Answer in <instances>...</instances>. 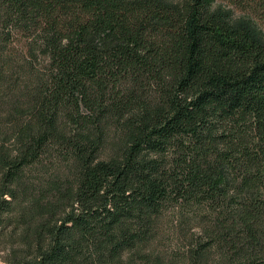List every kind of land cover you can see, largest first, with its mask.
Wrapping results in <instances>:
<instances>
[{
    "label": "trees",
    "instance_id": "obj_1",
    "mask_svg": "<svg viewBox=\"0 0 264 264\" xmlns=\"http://www.w3.org/2000/svg\"><path fill=\"white\" fill-rule=\"evenodd\" d=\"M234 8L0 0L2 264H264V34Z\"/></svg>",
    "mask_w": 264,
    "mask_h": 264
},
{
    "label": "rangeland",
    "instance_id": "obj_2",
    "mask_svg": "<svg viewBox=\"0 0 264 264\" xmlns=\"http://www.w3.org/2000/svg\"><path fill=\"white\" fill-rule=\"evenodd\" d=\"M215 2L220 3H227L235 5L236 8H234V12L238 13L239 11H246L248 12L253 19L255 20L256 24L260 28V30L264 34V0H214ZM244 8V9H242ZM1 70V69H0ZM18 75L14 74V79L16 80ZM3 76L0 77V83L4 82ZM3 85V84H1ZM6 87L0 86V110H3L2 108L5 107L6 104ZM8 91V90H7ZM10 91V90H9ZM184 215V220L187 223V226H189L192 223V220L196 215L194 216L195 212L191 209L184 208L181 212ZM176 212H169L167 214V220L166 224L163 227L162 236L159 239L158 246L165 249V251L170 254L173 253V256H177L175 253H182L184 251V243L180 238L177 236L179 234L178 227L179 225H176L175 219L177 218ZM186 225L184 224L183 227ZM194 227V225H193ZM192 227V229H193ZM195 228V227H194ZM14 239L10 236L7 241L4 243L0 242V264H2L3 258L5 257L6 248H8L10 245L9 241H13ZM14 244V243H13Z\"/></svg>",
    "mask_w": 264,
    "mask_h": 264
}]
</instances>
